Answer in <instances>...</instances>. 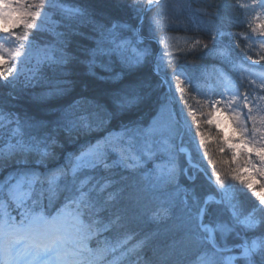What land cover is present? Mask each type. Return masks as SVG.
Masks as SVG:
<instances>
[{"label": "snow or ice", "instance_id": "1", "mask_svg": "<svg viewBox=\"0 0 264 264\" xmlns=\"http://www.w3.org/2000/svg\"><path fill=\"white\" fill-rule=\"evenodd\" d=\"M161 3L147 0L141 6L140 0H133L128 6L137 24L108 25L96 19L89 0H0V86L10 89L7 95L11 99L40 86L44 90L31 99L47 105L45 114L53 117L38 119L27 113L6 112L0 98V170L13 169L0 179V264H121L133 256L134 264H151L143 260L142 253L153 247L159 232L140 235L132 230L145 210L150 211L148 219L156 224L167 222L176 213L185 242L202 249L196 264H264V191H257L252 179L256 175L264 177V115H258L264 113V103H260L264 96H253L254 90L264 91V66L258 68V61L247 55L238 63L233 58V42L222 43L226 36L264 41V0L233 5L256 13L252 21L257 23L249 24L255 36L225 32L213 21L193 16V23L212 34V46L194 39L184 49L154 57L145 44L144 13L153 6L158 8L150 20L149 37L175 22L158 7ZM189 7L181 2L178 10ZM161 21L166 23L162 25ZM85 24L91 25L94 35L88 39L95 47L78 46L79 54H75L69 51L71 37L82 35L79 27ZM21 28L23 34L18 31ZM122 31L132 32L135 42L122 37ZM40 32L48 33L53 40L37 43L35 33ZM260 47L264 49V43ZM198 50L227 66L241 82L238 84L224 68L215 69L212 87L221 89L217 93L221 97L231 95L227 100L207 102L210 110L206 124L217 129L224 145L220 151L229 150L232 162H237L241 154L247 157L251 169L239 171L249 175H232V179L239 180L258 198L250 211L241 210L238 190L229 182L228 174L217 172L214 165L209 174L193 163L185 144L194 123L197 131L192 142L196 135L200 137L196 151L205 145L206 134L199 131L205 114H198L183 99L186 88L178 87L175 90L180 95H171L168 73L171 68L176 81L199 91L195 65L172 67L176 52L187 55ZM103 57L108 58L106 63ZM113 57L118 61V71L111 67ZM247 61L251 64L246 66ZM97 67L111 74L98 77ZM80 75L109 81L111 88L102 99L82 96L61 103L78 83L73 77ZM251 76L260 83L249 79ZM154 77H159L158 83H154ZM165 85L169 92L157 96L158 112L150 124L145 127L140 121L123 119L138 105L151 101ZM82 86L87 89L89 85L84 81ZM241 87L248 90L241 93ZM101 127L112 130L63 153L61 132L69 138L73 134L80 137ZM181 156L186 166L181 164ZM253 156L259 166L252 163ZM125 171L130 175H124ZM197 173L204 175L215 194L201 196L195 186L181 184L183 177L194 185ZM148 203H155V207L148 209ZM213 204L217 207L211 208ZM230 235H243L245 239L229 246ZM157 250L158 245L153 247L154 253ZM234 251L238 255L232 254Z\"/></svg>", "mask_w": 264, "mask_h": 264}, {"label": "trees", "instance_id": "2", "mask_svg": "<svg viewBox=\"0 0 264 264\" xmlns=\"http://www.w3.org/2000/svg\"><path fill=\"white\" fill-rule=\"evenodd\" d=\"M246 0H164L158 6L162 8L170 18L174 19V23H172L167 28H162V30L154 33V36H159L160 38H169V32L174 33L180 37V46L173 47L170 51L175 52L176 49H184L187 44L193 42L194 39H199L203 43H207L209 47L212 46V34L205 30L204 26L201 24L193 23L192 17L197 16L200 19L205 21H213L221 27L222 31L231 32V33H241L247 36H254L251 33V29L249 23L247 22V18L249 16V11L245 12L242 9L233 7V5L240 3L245 4ZM70 3L73 0H69ZM78 2V0H77ZM133 0H89V6L95 10L97 13L96 19L101 22L110 25L111 22H127L132 25L137 24V20H135L134 12L128 6L131 4ZM184 3L189 5V8H184L178 10L179 3ZM251 2V0H250ZM146 3V0H140L141 6ZM158 10L157 6H154L151 11H148L146 14V18L143 23V33L149 35L150 30V20L154 13ZM247 16V18H246ZM57 19L59 17H56ZM162 25L166 23V21H161ZM60 31H65L64 28H60ZM18 31L23 34L24 29H18ZM166 31V32H165ZM79 32L82 35H73L71 37V44L69 46V51H72L75 54H79L78 46L83 47H95V43L93 40L88 39V37L93 36L94 33L92 31L91 25H81L79 27ZM39 36H45L49 38V41L53 40L46 32L37 33ZM130 31H122L121 36L126 38L128 36L129 39H133L134 37ZM233 42V58L239 63L242 61L245 55L251 56L252 59H255L259 62L257 67L264 66V60L261 59V56H264V51L259 49L256 44H253L255 41L258 43H264L261 40H245L241 36L235 37H224L222 43L227 44L229 42ZM135 39L133 40V43ZM147 45L150 44L151 49L153 50L154 56L157 49V45L155 41L151 40L145 41ZM179 42V41H178ZM238 45V47H237ZM175 55L177 59L172 67H184L191 68L195 65V76L199 79L200 90L196 91L193 89L191 84H180L172 77L171 68H169L168 78L172 81V94L174 96H179L180 93L175 89L178 87H184L187 89L186 93L183 96L184 100L188 101V104L191 105L192 109L195 110L198 114L204 113L205 115L201 117V127L199 129L200 132H204L206 134V143L203 146H200L199 152L196 151V145H198L200 137L196 135L194 137V142H192V136L196 133L197 129L195 124L191 125L192 132L185 136V143L188 144L192 150V156L194 159H199L206 169L211 173L213 165V161L211 159H224L226 156L223 152L220 151L221 147H224L222 143H220V134L214 126H208L206 124L207 115L206 113L210 110L208 106V101L212 100V89L208 85V80L216 79V68H224L226 72H229V75L233 76V79L236 80L238 84H240L239 77L236 73L230 72L227 66L221 65L220 62L216 59H213L211 56L204 55L203 51H196L191 54H183L182 52H176ZM103 62H107V57L101 58ZM114 63L111 65L114 71L119 70L118 61L113 57ZM246 66L248 65L245 62ZM48 72L47 69H45ZM85 69L83 67L80 68V72L83 73ZM95 73L98 77L108 76L111 73L106 71L104 68L97 67L95 69ZM50 74V73H49ZM206 74V76H205ZM78 81L74 90L64 97L61 103H71L73 100L80 99L82 96H86L88 98H101L102 94L111 88V82L104 81L100 79H95L92 77H87L84 75H80L77 77H73ZM154 83L159 82V77H154ZM181 79H184L181 76ZM249 79H256V82L259 80L255 76L249 77ZM86 81L88 83V88L84 89L82 86V82ZM247 84V81L243 82ZM10 89L7 87L0 86V98L4 100V109L6 112H16L23 116L25 113L28 115L36 116L38 119H52L53 117L47 116L45 114L44 109L47 105L36 104L32 101L31 97L33 94H37L40 91L44 90L40 86L35 88L27 89L23 94L19 96L17 99H11L8 97L7 93ZM245 87H241L240 91L243 93L247 91ZM165 87L158 90L152 97V100L147 103H142L135 107L129 114L125 115L123 119L125 121L129 119L140 121L143 126H147L152 122L154 118L157 116L158 112V104L156 103V98L163 93H166ZM260 93H264L261 90H254L253 96L261 95ZM103 102V100H102ZM177 109H179V105H176ZM185 112L188 111L187 108L184 109ZM189 121L191 118L189 116ZM112 130L111 128L101 127L98 131L89 134L88 136H80L76 137L75 134L72 135L71 138L68 137L66 133L61 132L59 134V138L61 142L64 144L63 153L71 152L77 149L80 144H83L88 139H96L106 134V131ZM6 138V137H5ZM58 151H60L58 149ZM206 153V155H205ZM181 164L186 166L184 156L180 158ZM61 162L62 158H61ZM151 165L149 164V167ZM12 168L5 167L0 170V179L6 176V173L9 172ZM124 175H130L127 171L123 173ZM135 179H139L138 176ZM181 184L186 187L195 186L198 195L204 196L207 192L211 191L213 187L208 183L207 179L203 174L197 173V179L194 182L187 181L183 177L180 180ZM62 200V197H61ZM242 197L239 198V204L242 211H246V207L243 206L241 202ZM257 201L254 200L249 203V206L255 205ZM59 203V202H58ZM57 203V206H58ZM155 203H148V209L154 208ZM211 208L217 207L216 205H210ZM15 214L16 211H13ZM150 215V211L145 210L144 215L141 217V220L133 226V231H138L140 235H143L145 232H159V236L153 242V247L159 246V250L153 251V247L146 248L142 253V258L144 261H150L151 264H171L172 261L180 260L183 256H186L187 259L185 263L192 264L195 262V256L192 253L197 254L202 249L197 248L195 245L187 244L184 240V230L180 227V221H178L176 217V213L173 214V218L168 220L167 222H163L161 224H156L151 222L148 219ZM107 235V234H106ZM251 234H249L250 236ZM102 238V237H101ZM245 238L243 235L240 237L230 236L228 237V244L236 243ZM94 243V242H93ZM184 244V250L179 251V245ZM170 245H174L173 247H169ZM166 256L167 258L162 260L161 257ZM135 257H127L121 261V264H134L132 262L135 261Z\"/></svg>", "mask_w": 264, "mask_h": 264}, {"label": "rangeland", "instance_id": "3", "mask_svg": "<svg viewBox=\"0 0 264 264\" xmlns=\"http://www.w3.org/2000/svg\"><path fill=\"white\" fill-rule=\"evenodd\" d=\"M244 3L246 4V3H251V2H250V0H246ZM249 13L250 14H249L248 18L246 16L247 22L249 24L250 23H253V24L257 23V21H252V17L255 16L256 13L253 12V11H249ZM262 19H264V17H262ZM252 35L255 36L256 33H252ZM131 36H133V35H131ZM168 36H169V38H166V36H164V38H162V37L160 38L159 37L160 39L158 37H156L158 39L159 46H160V44H161V46L159 47V50L157 49L158 51L156 50L155 56L162 55L164 52H170L173 47H179L180 46V37L178 35H175L174 33L169 32ZM129 37L130 36H128L126 38H129ZM35 38H36L37 43H40V44H43V43L49 41V38H47L45 36H39L37 33H35ZM134 39L135 38H133L132 40H134ZM154 40L155 39H153L152 41H154ZM161 40H163L164 43H160ZM149 43H151V40H149ZM145 44H146V46L151 48L150 44L149 45H147V43H145ZM253 44L258 45L257 47L264 51V49H262L260 47V43L255 41ZM13 46L14 45H8L7 47H13ZM259 63H262V62H259ZM214 83H215V80H208V85L212 89V91H211L212 92V100H218V99L227 100L228 97L231 95V93L225 94L223 97H221L220 95H217V93L220 92L221 89L218 88V87L213 88L212 85ZM259 83H260V80L257 82V84H259ZM167 87L168 86L165 85V89L166 90H167ZM260 94L261 95L254 96V97L264 96V93H260ZM260 103H264V102H260ZM221 107H223V105H221ZM241 111L245 112L246 109L242 108ZM254 114H256V113H254ZM258 115H264V113H261V114H258ZM228 130H230V129L226 128V131H228ZM220 143H222L221 140H220ZM223 154H225L226 157L224 159H222V160H220V159H211L213 161V164L216 165L215 170L217 172H220L222 175L228 174L229 182L232 183L233 185H235L236 189L238 190V201H239V198L242 197L241 202L243 203V206L247 208L246 211H250L254 206H256L258 204V198L255 197L250 190L246 189V187L239 180L232 179V175H237L238 174V175H243V176L247 177L249 175V173H244V172L239 171V170L240 169H244V168L251 169V165L246 163L247 157H245L243 154H241V156L239 157L237 162H232V154H231V152L229 150L225 149V151H223ZM251 159H252V163L253 164L259 166L260 162L258 161V159L255 156H253ZM252 179H253V182L257 185L256 190L257 191H264V188L260 187V185L264 184V177L256 175V176H253ZM212 190L215 191V188L213 187ZM210 192H213V191H210ZM254 200L257 201L255 203V205L249 206V203L254 201ZM206 222H207V218H206ZM93 246H94V243H93ZM183 250H184V244L183 245H179V251H183ZM200 252L201 251H199L198 255L200 254ZM192 255L195 256L196 254L192 253ZM198 255L195 256V262L192 263V264H196ZM224 255H228V253H225ZM186 259H187V257L183 256L182 258H180V260L172 261L171 264H188V263H185Z\"/></svg>", "mask_w": 264, "mask_h": 264}, {"label": "bare ground", "instance_id": "4", "mask_svg": "<svg viewBox=\"0 0 264 264\" xmlns=\"http://www.w3.org/2000/svg\"><path fill=\"white\" fill-rule=\"evenodd\" d=\"M191 153H192V150H191ZM195 160H196V159H195ZM196 161H197V164H198L201 168H203V163H202L199 159H197Z\"/></svg>", "mask_w": 264, "mask_h": 264}]
</instances>
